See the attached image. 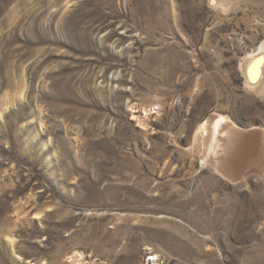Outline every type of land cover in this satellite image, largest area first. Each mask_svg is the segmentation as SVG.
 Returning <instances> with one entry per match:
<instances>
[{
	"label": "rangeland",
	"instance_id": "obj_1",
	"mask_svg": "<svg viewBox=\"0 0 264 264\" xmlns=\"http://www.w3.org/2000/svg\"><path fill=\"white\" fill-rule=\"evenodd\" d=\"M261 46L264 0H0V264H264Z\"/></svg>",
	"mask_w": 264,
	"mask_h": 264
},
{
	"label": "bare ground",
	"instance_id": "obj_2",
	"mask_svg": "<svg viewBox=\"0 0 264 264\" xmlns=\"http://www.w3.org/2000/svg\"><path fill=\"white\" fill-rule=\"evenodd\" d=\"M224 4H227V3H224ZM253 51L252 52L250 51L251 53H248L247 55L245 54L246 57L244 58V62L242 63V69L247 76L248 86L252 89H255L257 87H259V89H260V87L264 88V53H263L264 52V46H261L260 49L256 52H253ZM260 93H261V91H260ZM226 119H228V118H226ZM250 139L254 140V137H251ZM247 140L248 139H246V140L233 139L234 144L232 143V147L229 151L230 156H231V159H230L231 161L229 164L226 163V166H227V168L231 169L232 172H234V173L238 172L240 170L241 166H243L242 164H239L240 162H242L243 159L248 160V159L252 158L254 155L253 154V151H254L253 147L251 145L245 143ZM255 161H256V159H255ZM249 164H247V165H249ZM234 173H233V175H234ZM241 175H242V171H241ZM233 179H234V177H233Z\"/></svg>",
	"mask_w": 264,
	"mask_h": 264
}]
</instances>
